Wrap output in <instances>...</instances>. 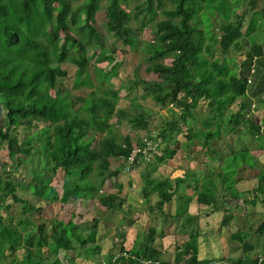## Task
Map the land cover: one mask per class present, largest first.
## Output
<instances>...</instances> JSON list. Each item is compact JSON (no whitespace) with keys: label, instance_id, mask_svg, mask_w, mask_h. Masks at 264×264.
Here are the masks:
<instances>
[{"label":"trees","instance_id":"trees-1","mask_svg":"<svg viewBox=\"0 0 264 264\" xmlns=\"http://www.w3.org/2000/svg\"><path fill=\"white\" fill-rule=\"evenodd\" d=\"M103 5L109 31L123 46L141 51L147 62L145 71L155 76L137 73L134 85L123 84L119 89L104 85L120 63L110 69L91 66L88 51L92 47L100 48L98 60H115L110 54L115 49L105 50L104 33L91 22L93 13ZM136 7L132 14L121 0H0V113L5 115L0 139L6 142L9 156L17 154L20 160L29 156L33 162V177L27 183L8 176V164L2 165L6 175L0 173V209L12 208L5 201L10 195L25 205L24 218L15 225L12 214L0 211V264H83L100 255L97 219L91 226L57 217L46 220L42 207L18 197L16 191L19 186L29 188L39 202L97 199L111 212L123 210V182L118 183V191L101 193L105 180L121 172L111 168L112 158L124 159L121 167L125 173L145 165L141 192L147 199L156 194L153 206L165 219L173 220L177 233L185 235L183 244L175 247L176 264H264V210L249 219L245 229L232 233L241 244L238 256L204 258L200 255L204 241L200 242L196 227L199 216L189 210L193 194L178 192L190 178L201 182L197 201L224 210L219 230L235 216L227 204L230 198L243 197L251 205L264 202V162L256 174L257 185L250 190L236 186L244 173L257 168L261 159L256 151H264V117L260 120L251 115L256 109L253 97L264 92V0H140ZM159 10L165 17H157ZM134 19L138 27L131 25ZM73 25L83 27L80 35ZM147 25L155 27L154 36L140 47L138 34ZM245 39L249 45L239 61L234 51L243 49ZM65 62L76 68L71 87L65 83ZM137 86L161 106H171L173 117L153 131L149 114L140 103H134L137 97L131 98L136 106L131 111L118 106L121 90L129 92ZM200 99L208 101L207 112L198 118L200 125H195L191 119L197 116ZM124 119L148 130V135L136 142L130 133L118 137L115 124ZM19 124L34 129L29 137L19 138L15 132ZM245 133L253 143L240 149L230 146L227 156L214 146L223 135ZM147 139L159 141L157 150H151L149 157L139 153L134 166L126 170L134 146H145ZM201 142L220 165L210 170L207 166L199 171L187 169L174 179L153 172L181 146ZM60 171L64 174L61 196L52 185ZM219 182L232 195L229 199H219L215 190ZM175 195L176 213L168 214L165 205ZM133 222L130 219L127 224ZM255 233L263 235L262 250L251 255L255 245L250 238ZM157 235L158 227L150 225L144 240H136L130 249L123 246L107 264H170L155 244ZM62 251L66 261L60 257Z\"/></svg>","mask_w":264,"mask_h":264},{"label":"rangeland","instance_id":"rangeland-1","mask_svg":"<svg viewBox=\"0 0 264 264\" xmlns=\"http://www.w3.org/2000/svg\"><path fill=\"white\" fill-rule=\"evenodd\" d=\"M77 2L82 0H76ZM140 0H121L122 4L129 10L132 14L136 11L137 3ZM170 4V3H169ZM171 5V4H170ZM105 5H103V8H100L97 12L93 13L91 16V22L95 23V25L99 26L100 29L103 31L105 36V50L107 52H110L112 48H114V52L110 53L114 56L115 60L110 63L108 59L98 60V56H101L100 48H90L89 49V55H91V66L93 64H98L106 69H110L113 67V65L117 62L120 63L119 67L117 68V73L113 74L111 76V79L109 81H106L104 83L105 86L109 85L111 87H114L116 89H119L123 84H133V82L136 79L137 73L144 75L145 77H152L155 76L154 73H147L145 71L146 67V61L142 58V52L138 51L137 49H133L130 46H123L122 42L120 40H117L115 36L112 34V32L109 31L107 27V15H106V9L104 8ZM240 6L237 5L235 7V10H239ZM157 17L159 19L165 17V15L159 10ZM215 20V19H214ZM131 25L134 27L139 26L138 20H133L131 22ZM74 31L80 35L83 27H78L76 25H73ZM154 30L155 27L151 25L145 26L141 33L138 34L140 42V47L144 45V41H148L153 38L154 36ZM243 49L236 50L234 53H236L237 58L239 61H241L244 58V52L248 48L249 42L248 39H245L243 43ZM169 60V59H166ZM146 64V65H145ZM62 66L65 67L68 71L67 78L65 79V83L68 87L72 86V79H74L75 74V66L71 65L70 63H62ZM92 69V67H91ZM135 88V87H134ZM87 88H83V92H87ZM79 90H74L73 93H78ZM121 98L119 100L118 106L126 107L128 109L133 110L134 103H140L146 113H148V119H149V125H150V131H153V129H156L162 125H164V121L167 119H171L173 117L171 113V106H161L159 103L154 101L150 96L146 95L142 89L141 86H137V88L127 91L125 89L121 90L120 93ZM135 96L137 97L136 101L134 103L132 102L131 98ZM253 102L255 105V111L251 114L254 118H259L260 120L264 117V92L259 93L258 95L253 97ZM207 100L200 99L198 107H197V113L196 117L192 118V122L195 123V125L198 123L200 125V122L198 120L199 117L202 115H205L207 112ZM136 107V106H135ZM234 107H237L235 105ZM115 119H112V122H114ZM37 126L41 127L42 124H38ZM33 128L31 129L29 126L24 124H19L17 126V130L15 131L20 139H25L29 137V135L32 133ZM114 133L118 137H122L125 134L130 133L133 137V142H136L139 138H143L148 135L149 131L146 129L137 128L136 126H133L129 121L122 120L121 123L115 124L114 127ZM184 140H186L185 137L180 135ZM179 136V137H180ZM250 141V142H249ZM184 142V141H183ZM251 136L247 133L243 134L242 136H232V135H223L222 138H220L217 143H214V146L220 149L222 153H224V156H227L230 153V146H233V149H240L243 147L244 144H249V146L252 144ZM236 147V148H235ZM251 148V147H250ZM206 149V146H204V143H195L193 146L189 147L188 145L181 146L176 153V155L173 158L167 159L163 164L157 166L153 172L158 176H168L171 178H175L176 176L185 173L187 169L189 170H196L199 171L200 169H204V166H207L206 169L210 170L211 168L217 167L220 165V161L218 159H213L212 157L204 151ZM36 148L34 149V151ZM159 151V149H158ZM256 154L261 159L259 160V164L257 168L253 171H248L244 173L246 176H250L254 178L245 181V177L240 179V182L238 181L236 183V186L241 190H250L258 183V179L256 174L259 171V167H261L262 162H264V151L257 150ZM20 156L15 154L12 156L8 155V149L6 147V142L3 141V139H0V173L3 175H6V172L3 170L4 168L2 165L4 163L8 164L7 170H8V176H13L18 181H24L25 183L32 180L33 177V171L31 170L33 167V162L30 160L29 156H25L23 160H20ZM216 158V157H215ZM112 160V167L111 168H118L121 169V172L118 175L110 176L105 180L104 185L101 188V193H108V192H116L118 191V183L123 182L124 187L121 192V196L126 198V201L123 205V210H117L114 212H111L107 208L101 207L99 203L97 202V199L95 200H86V199H79L78 201H69L67 203H61L60 201L57 202H39V199L33 195L32 191L29 188L23 189L21 186L18 187L16 194L18 197H23L25 199H29L31 202H35L36 205L42 207V216L46 220H51L53 218H62L64 221L73 220L74 222L78 224H86L87 226L93 225L95 223V219L98 220V231H99V242L98 244L101 246L102 253L100 255H97L96 257L91 258L89 262H83L89 263V264H104L103 261L107 262L106 257H104V251L107 249V243L109 244L110 255H117L120 252V247L122 245V240L127 237L126 228L132 226L128 225L127 223L129 220L134 219V222L139 217L143 222L146 221L149 216L147 214H143V210L140 207H143L145 205H151L155 208L156 200L158 199V196L156 194H152L149 199L145 198L143 193L141 192L142 184H143V171L145 170V165H136L130 171L131 173H125L122 170L124 159H111ZM218 169V168H217ZM215 169V171H217ZM213 171L215 174L216 172ZM241 172L237 175L238 177H241ZM63 172L60 171L56 176L53 177L52 185L57 189L58 193L62 194L63 188ZM220 180V178H219ZM223 182V181H221ZM219 182L218 188L216 187L215 190H217V194L220 193V197H224L228 195L231 197L232 195L228 192V190L225 188L224 184ZM201 182H196L194 179H189L188 182L183 183L179 188L178 192L185 193L187 195L192 196L193 194V200L190 202V207L192 208V213L199 216L198 224L196 227L199 228L201 236L199 237L200 240L204 241V204L199 203L196 199V193L201 188ZM177 195V194H176ZM176 195L174 196V199L172 200V203L166 204L164 209L168 208V211L174 207V204L176 202ZM222 197V198H223ZM248 197L250 198L251 195L248 194ZM229 199V198H227ZM7 202L12 203V208L9 211H4L3 209H0V211L7 215L12 214L14 216L13 225L16 224V222L24 218V202L22 201H16L12 198V195L8 196L6 198ZM49 203V204H48ZM228 205L234 207L235 210H238V205H240L241 209L239 210L242 213H246L248 211H252V213H256V216L260 211L264 210V203L262 201H258L257 204L251 205L244 201L243 197L240 198H230V200L227 202ZM171 205H173L171 207ZM171 207V208H170ZM259 207V208H258ZM139 208L141 210H139ZM147 209V208H146ZM156 209V208H155ZM258 209V211H257ZM154 211L156 213H154ZM151 211L153 214L156 215L159 219V223L157 224L159 227L160 225L164 226V230L170 231V228L174 229L176 233V242H171L170 244L166 242L167 239H165V235L158 236L157 235V244L161 246V249L164 250V256L165 258L170 261V264H176L175 262V247L178 244H183L185 235H182L180 233L176 232V225L173 224V221L171 224H169L167 221L169 219H165L164 215L161 211L158 209ZM234 211V210H233ZM138 213H142V215L137 217ZM171 214V213H168ZM98 216V217H97ZM255 216V217H256ZM255 217L251 218L253 220ZM248 218V217H247ZM222 220V219H221ZM249 220V219H248ZM133 222V223H134ZM155 223V221L151 220L149 218L147 224H143L142 226L138 227V230L132 231L133 235L137 237V239L141 236H144L145 232L148 231V227L150 224ZM155 225V224H153ZM83 227V225H82ZM134 227V226H133ZM246 227V226H245ZM143 231V234H142ZM124 234V235H123ZM179 234V235H178ZM259 240H257V244H260V241L263 237L259 236ZM202 238V239H201ZM106 240V242H105ZM169 244V245H168ZM204 246V245H203ZM105 247V248H104ZM129 249L132 248V245H128ZM112 249H115L112 251ZM204 250V248H203ZM241 250V248H240ZM23 252V249L21 251H18V254ZM253 254V253H252ZM255 254V253H254ZM103 256V257H102ZM60 257L67 260V255L64 251L60 253ZM82 259V258H81ZM80 259V260H81ZM107 264V263H106ZM221 264V263H218Z\"/></svg>","mask_w":264,"mask_h":264},{"label":"crops","instance_id":"crops-1","mask_svg":"<svg viewBox=\"0 0 264 264\" xmlns=\"http://www.w3.org/2000/svg\"><path fill=\"white\" fill-rule=\"evenodd\" d=\"M183 174H180V175H183ZM180 175H178V176H180ZM245 177H246V178H244L245 181L254 178V176L253 177H251V175L250 176H246V174H245ZM218 196H219V199L221 201H224V199L230 198L228 195H226L224 197L222 196L223 197L222 198V197H220V193H218ZM150 206L151 205H148V206L145 205L144 208L143 207H140V208L143 210L142 213L144 215L147 214L149 216V218H151V220L155 221V223H153V224H155L156 227H158V236L165 235V239H167L166 242L169 243V244L171 242H173V241L176 242V239L177 238H176V233L174 232L175 230L172 229V228H170V231L164 230V226H162V225H160L161 227H159L157 225L159 223L158 222L159 221L158 217H156V215L153 214L152 212L150 213V210L151 211H154L156 209H153L152 210L151 209L152 206L151 207ZM172 206L173 205H171V207ZM140 208H139V210H141ZM192 208H193V206L189 208L190 213H192V211H191ZM233 209H234L233 213L235 214L233 220L230 222L229 225L224 226V227H222L219 230L220 221H221V219L224 216V210H223V208L217 210V209H215L214 205L211 206L209 204H204V236H202L204 238V252L203 251H200V255H203L204 254V258H205V256H209V257H212L213 256L216 259L218 257H222V256L223 257H236V256H238L241 253V250H240L241 244H240V242L238 240H236V239H233L231 237V235H232V233H235L236 231H240V230L245 229V223L248 221V219H251V218L255 217L256 216V213L253 214L252 211H248L246 213H242V212L239 211V209L238 210H235L234 207H233ZM165 211H167V213H171V214L174 215L176 213V202H175L174 207L172 209H170L168 211V208H167V209H165ZM257 211H258V209H257ZM142 213H138L137 214V217L139 215L141 216ZM154 213H156V212L154 211ZM149 218H147L146 221L143 222L141 220V218L138 217L136 219V221L132 224V226L126 228V232L128 231L127 234L128 233L129 234L127 235V237L125 239H121L123 243H122V245L120 247V250L122 249L123 246H125L126 249H129L128 245L134 246L135 245V241L138 240V239L139 240H144L143 237L145 236V234H144V236H141L142 238L139 237L137 239V237L139 235L136 236L137 233L135 235H133L132 231L133 230L134 231L138 230V227L142 226L143 224L146 225L147 222H148V220H149ZM172 221L173 220L171 218H169V220L167 222L169 224H171ZM150 225H152V224H150ZM142 234H143V231H142ZM259 236H261V234L255 233L250 238L251 241L255 245V249L252 250V251H250V254L251 255H254V253L255 254L256 253H260L261 250H262L263 237H262V239L260 241V244H257V240H259V238H260ZM157 240H158V238L156 239V242H157ZM105 242H106V240H105ZM156 242H155V244L158 245ZM200 242H203V241L200 240ZM109 244L108 243L106 244L107 245V249L104 251L103 254H104V257H106L108 259H111V257L113 256V254L112 255L109 254V251H110V248H111L110 247L111 245L109 246ZM114 250L115 249H112V251H114ZM101 253H102V250H101ZM93 257H96V256H93ZM91 258H92V256H91ZM201 258H203V257H201ZM107 262L106 261H103L102 263L106 264ZM217 263H221L222 264V261H217Z\"/></svg>","mask_w":264,"mask_h":264},{"label":"built area","instance_id":"built-area-1","mask_svg":"<svg viewBox=\"0 0 264 264\" xmlns=\"http://www.w3.org/2000/svg\"><path fill=\"white\" fill-rule=\"evenodd\" d=\"M158 144L159 141H154L153 139H147L145 146L136 144L129 156V160L126 161L125 169L129 170L131 169V166H134L132 162L139 153L146 154V157L151 156V150L156 151L158 148Z\"/></svg>","mask_w":264,"mask_h":264},{"label":"water","instance_id":"water-1","mask_svg":"<svg viewBox=\"0 0 264 264\" xmlns=\"http://www.w3.org/2000/svg\"><path fill=\"white\" fill-rule=\"evenodd\" d=\"M4 121H5V115H4L3 111H1V113H0V130L3 127Z\"/></svg>","mask_w":264,"mask_h":264}]
</instances>
